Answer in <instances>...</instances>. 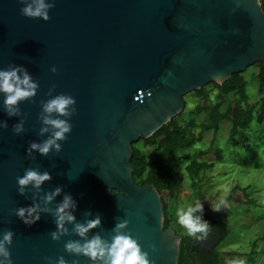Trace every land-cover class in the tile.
Instances as JSON below:
<instances>
[{
  "label": "water",
  "instance_id": "95a60500",
  "mask_svg": "<svg viewBox=\"0 0 264 264\" xmlns=\"http://www.w3.org/2000/svg\"><path fill=\"white\" fill-rule=\"evenodd\" d=\"M27 4L36 6L33 0H0V70L22 68L38 85L12 116L0 93V241L5 231L14 233L11 244L4 242L11 255L0 253V264H58L60 256L67 264H104L70 254L64 245L97 234L110 241L122 220L129 224L121 231L138 240L151 264H178L182 236L164 229L157 188L134 181L132 143L180 114L188 92L264 64L260 0H55L48 21L23 16ZM61 94L76 101L66 109L71 115L44 112L43 103ZM43 117L72 126L67 139L57 141L59 152L55 146L47 155L30 151L33 142L43 144L57 131ZM15 125L22 131L15 133ZM29 168L47 171L50 179L38 188L30 182L21 194L17 177ZM67 194L74 206L65 212L75 219L65 216L61 229L55 213ZM20 208L23 218L15 214ZM97 216L100 224L84 236L74 231ZM221 238L217 229L214 238L186 241L208 258Z\"/></svg>",
  "mask_w": 264,
  "mask_h": 264
},
{
  "label": "rangeland",
  "instance_id": "374dc122",
  "mask_svg": "<svg viewBox=\"0 0 264 264\" xmlns=\"http://www.w3.org/2000/svg\"><path fill=\"white\" fill-rule=\"evenodd\" d=\"M259 71V64L245 69L249 96L248 101L244 99L242 102L246 107L256 105L261 97L262 80L256 75ZM206 90L208 99L200 96L197 90L185 94L187 107L178 114V120L185 123L194 118L196 123L194 143L182 150L188 155L187 162L207 160L214 162V166L201 173L197 186L186 178L176 196L166 195L173 227L180 234L187 232L178 223L176 210L187 204L195 206L199 203L210 216L226 219L229 226L230 234L219 246L227 256L223 264H249L251 258H254L251 260L253 264H264V121L255 118L250 127L238 132L234 139L229 136V120L221 121L217 131L211 129L202 133L200 125L208 120L211 110L200 114L192 112L198 105L213 107L219 101V89L213 83H208ZM233 99L227 98L221 108L225 110ZM204 150H208L206 154L202 153ZM214 153L217 154L215 157ZM235 187L237 189L232 194ZM217 207L219 212L213 210ZM252 250L256 253L250 255Z\"/></svg>",
  "mask_w": 264,
  "mask_h": 264
},
{
  "label": "trees",
  "instance_id": "16d2710c",
  "mask_svg": "<svg viewBox=\"0 0 264 264\" xmlns=\"http://www.w3.org/2000/svg\"><path fill=\"white\" fill-rule=\"evenodd\" d=\"M260 71L256 74L261 80L262 85L259 90L261 95L256 105L253 104L246 107L243 104V100L247 99L248 94L246 90L247 80L244 76V72L234 73L229 79L223 83H213L218 89L219 101L213 107L206 105H198L194 109L195 113H202L203 111H210V116L207 121L200 125L201 132L214 129L217 131L221 121H231L230 139L236 138L238 132L250 127L253 120L256 118L258 121H264V64L260 63ZM207 85V84H206ZM206 85L197 90L200 96L208 99V93ZM234 97L227 108L222 109L223 103L227 98ZM256 108H255V107ZM187 107V102H186ZM256 115H254V110ZM178 115H176L171 121L162 126L152 136L148 138H141L138 141L132 143L133 156L132 164L134 165L133 178L137 184L148 185L153 184L157 190L161 193L164 203V229H173L172 214L170 206L167 202V196H176L184 185L185 179L188 178L193 185L197 186L201 179V173L211 169L214 166V162L207 160H191L187 162L188 155L183 154L182 150L189 148L194 143L193 129L195 128V120L191 118L187 122L179 121ZM208 150H204L202 153L206 154ZM220 151V150H218ZM217 154L214 153V157ZM219 158V157H218ZM235 187L231 193L234 194ZM247 190V189H246ZM250 196V195H249ZM247 198H249L247 196ZM199 216H205L210 218V215L203 208L202 213H197ZM215 224L220 227L224 239L230 234L229 226L224 218L213 219ZM256 253V250H252L250 255ZM199 254L194 253L188 246L185 240L182 241L180 246V254L178 264H208L204 258ZM198 256V258H196ZM254 258H251L249 264H253ZM220 258L215 255L212 264H218Z\"/></svg>",
  "mask_w": 264,
  "mask_h": 264
},
{
  "label": "clouds",
  "instance_id": "9594fccd",
  "mask_svg": "<svg viewBox=\"0 0 264 264\" xmlns=\"http://www.w3.org/2000/svg\"><path fill=\"white\" fill-rule=\"evenodd\" d=\"M25 0H21V3H24ZM33 4L36 6L33 7L32 4H27L21 8V14L27 18H37L42 17L44 21H48V8L55 7V0L50 5H46L44 0H33ZM53 72L56 71L55 68L52 69ZM23 72V78L21 79L18 73ZM171 74V73H169ZM167 82V81H163ZM38 85L32 82V78L28 72L22 68L10 66L7 70H0V93L6 94L3 99L4 107L9 116L16 115L19 113V108L14 107L18 104L19 101L25 100L36 94V89ZM149 97H151L152 92L148 91ZM143 93L135 97V99H141ZM76 103L75 99L69 95H58L55 98L43 103L44 112H57L61 115H71V113L66 112V109L70 105ZM43 122L45 124L52 125L57 131L53 133V138L46 140L43 144H37L33 142L30 145L31 149H38L39 152L43 155H47L52 146H55L57 152L60 151L61 145L57 143L58 140L67 139L65 133L71 132L72 126L65 120L61 119H48L43 117ZM6 126V125H5ZM15 133L22 131V125H15L13 127ZM47 131L46 128L42 129ZM50 179V175L47 171L42 174L34 169H26L23 176L17 177V184L19 185L18 191L23 194L24 186L28 185L30 182H34L35 187H39L41 183ZM60 188L55 190V193H59ZM46 199L51 201L53 199V194H49ZM223 201H221L222 203ZM74 201L70 194L64 196L63 202L57 206L56 209V223L58 228L63 229V221L65 216L69 221H73L75 218L70 214L66 213L65 210L73 207ZM35 209H28L29 213ZM214 211L219 212V208H213ZM25 209L20 208L15 210V214L20 218L24 217ZM203 212V206L197 203L195 206L192 204H187V206H181L176 210V216L178 218V223L186 229L189 235H196L198 233L207 235L209 223L204 221L201 216L197 213ZM38 220L39 217L37 216ZM25 223H32L34 221L25 220ZM100 218L97 216L94 220H89L85 224H75L74 231L80 235L84 236L89 229L96 227L100 224ZM129 224L128 220L119 221L113 232L111 240H104L98 234L93 236L91 239L86 240L83 244L80 241H68L64 245L65 251L68 253H83L85 256H88L91 260L95 261L98 258L104 261V264H151L149 259V253L142 250V247L138 240L134 238L131 233H124L121 230L126 228ZM66 232L67 229H64ZM14 233L11 230L4 232L3 241H0V253L5 257H10V253L5 250L4 242L9 244L12 243V238ZM52 240H58L59 235L57 232L50 233ZM153 251H156V246L151 245ZM106 257V259H105ZM46 259H48L46 257ZM7 264H12L11 259H8ZM58 264H67L63 256L58 258ZM73 264H78V262L73 261Z\"/></svg>",
  "mask_w": 264,
  "mask_h": 264
},
{
  "label": "flooded vegetation",
  "instance_id": "af4514ba",
  "mask_svg": "<svg viewBox=\"0 0 264 264\" xmlns=\"http://www.w3.org/2000/svg\"><path fill=\"white\" fill-rule=\"evenodd\" d=\"M202 219H203L204 221H207V222L209 223L208 231H207V235L200 234V233H198V234H196V235H189L187 232L180 234V233L176 230V228H174V227H173V230H174L177 234H179L180 236H182V238H181V244H182V241H183V240L186 241V237L189 238V239L192 240V241L197 240V239L200 238L201 236H203V239H209L210 237L214 238V237H215V231L218 229V230L220 231L221 235H222V238L219 240V242H218L215 246L212 247V249H211V251H210V255H209L208 258L204 257V256L200 253V251H195V250H193L192 247H191L192 244L188 243L187 241H186V242H187L188 246L191 248V250H192L194 253L199 254L202 258H204L208 264H212L215 255H217V256L220 258V261H219L218 264H223V263H224V260L227 259V256H225V255L222 253L223 251H222V252L220 251L219 246L222 244V242H223L228 236L224 239V237H223V233H222L220 227L218 226V224H215V223L213 222V219H217V220H218V219H220V218H214V217L210 216V218L208 219V218H206L205 216H202ZM198 246H199V248L202 247V245H200V244H198ZM199 255H198V256H199ZM198 256H196V258H198Z\"/></svg>",
  "mask_w": 264,
  "mask_h": 264
},
{
  "label": "built area",
  "instance_id": "2783aa9c",
  "mask_svg": "<svg viewBox=\"0 0 264 264\" xmlns=\"http://www.w3.org/2000/svg\"><path fill=\"white\" fill-rule=\"evenodd\" d=\"M260 2H261V5H262V7L264 9V0H260Z\"/></svg>",
  "mask_w": 264,
  "mask_h": 264
}]
</instances>
